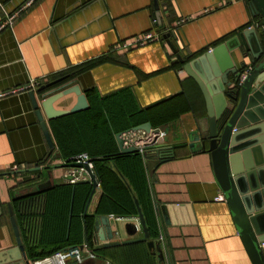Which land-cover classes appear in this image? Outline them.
Segmentation results:
<instances>
[{"label":"crops","instance_id":"0c3cea01","mask_svg":"<svg viewBox=\"0 0 264 264\" xmlns=\"http://www.w3.org/2000/svg\"><path fill=\"white\" fill-rule=\"evenodd\" d=\"M27 1L0 0V26ZM256 21L251 0H37L11 27L1 30L0 257L17 245L9 212L11 206L18 218L15 199L70 185L64 176L73 168L64 165L72 163L73 157L105 154L112 139L117 143L118 134L125 140L129 131L150 123L152 130L167 132L162 145L174 153L162 164L150 155L146 164L166 264H254L228 203L215 200L223 192L211 155L190 148L192 132L208 131L206 103L196 82L175 63L176 54L164 36L171 34L169 40L180 54L199 57L228 42L234 46L233 38ZM146 33L161 37L143 47L112 51L117 44ZM230 55L236 65L241 64L238 51ZM245 62L251 64L250 58ZM63 72L80 87L89 107L46 119L56 145L49 156L30 93ZM37 82L40 86L34 90L8 94ZM76 103L77 96L71 94L54 107L70 110ZM136 110L145 114L131 118ZM101 194L99 185L88 214L95 213ZM71 203L72 196L64 232L56 215L39 231L43 252L70 240ZM111 216L119 232L117 240L141 237L126 232V224L135 220L116 221ZM86 263L109 264L98 258Z\"/></svg>","mask_w":264,"mask_h":264},{"label":"water","instance_id":"95a60500","mask_svg":"<svg viewBox=\"0 0 264 264\" xmlns=\"http://www.w3.org/2000/svg\"><path fill=\"white\" fill-rule=\"evenodd\" d=\"M251 3L254 15L260 18L264 26V0H251ZM160 23L161 16H159ZM170 35L167 34L164 38L176 54L175 63L182 65L183 70L200 88L208 113L207 133H203L200 129L192 132L189 136L190 148L193 151L199 148L211 155L218 186L230 207L252 261L254 264H264V249L262 248L264 243V30L247 29L238 37L233 38L234 46L228 42L199 57L180 54V49H176L169 40ZM237 51L243 59L240 65H236V61L230 55ZM247 57L250 58L251 64H246ZM247 69L250 71L242 80ZM71 78L70 75L57 78L44 84L36 92L30 93L33 107L49 147V156L54 153L56 145L46 119L53 120L76 114L89 107L85 94L79 86L73 84ZM71 94L77 96V103L74 107L70 110H56L54 105ZM138 130L150 132L152 126L147 123L132 129V131ZM159 132L160 130H155L154 133L158 135ZM116 139L120 154L140 152L139 147H125L121 134H118ZM142 154L148 161L150 155L154 154L160 159L159 164L174 157L173 149L163 146L162 143L146 145ZM64 166L75 170H85L90 180L79 183L86 182L92 185V191L83 213L84 245L80 246L81 249L86 247L95 255L89 246L87 217H90L93 224L90 236L96 245V250L145 243L151 251L156 252L159 264H166L161 241L152 240L143 210L134 194L132 197L138 211L137 216L114 218L116 221L135 220L136 222L126 224V232L129 237H135L138 234L141 237L120 241L117 240L119 232L114 229L115 221L113 222L111 215H98L96 211L94 214H88L92 198L100 185L94 169H91L88 163H70ZM74 196L75 187L72 195L68 235L74 209ZM9 212L17 245L3 252L0 264H34L40 259H31L28 256L11 206H9ZM94 259L97 257L95 256ZM83 264L86 262L84 261Z\"/></svg>","mask_w":264,"mask_h":264},{"label":"trees","instance_id":"16d2710c","mask_svg":"<svg viewBox=\"0 0 264 264\" xmlns=\"http://www.w3.org/2000/svg\"><path fill=\"white\" fill-rule=\"evenodd\" d=\"M257 21H261L260 18L257 17ZM67 73H60L54 76L52 80L70 75ZM142 114L145 112L136 110L130 117L133 118ZM130 125H132L131 122ZM130 125L127 129H131ZM54 129L58 143V130L57 128ZM90 157H92L94 172L102 190L96 213L98 215H114L115 217H136L138 211L132 197L134 194L143 210L152 240L158 241L160 225L149 190L146 171L148 160L145 159L144 155L140 152L122 155L119 153L115 139H112L109 152L105 154L91 153ZM74 187V215L70 240L63 247L51 252H43L41 247L44 245L38 237L39 231L45 223H49L51 215H56L59 216L60 225L62 224L60 231L64 232ZM91 191L92 185L86 182L75 185L61 184L14 200L17 220H19L18 225L27 246V254L31 259H43L48 257L47 255H54L64 249L79 247L83 244V213ZM41 218L43 220L42 225ZM87 226L89 246L98 259L107 261L109 264H159L156 252L151 251L145 243L96 250L90 236L93 226L90 217H87ZM39 250L40 252H38Z\"/></svg>","mask_w":264,"mask_h":264},{"label":"built area","instance_id":"2783aa9c","mask_svg":"<svg viewBox=\"0 0 264 264\" xmlns=\"http://www.w3.org/2000/svg\"><path fill=\"white\" fill-rule=\"evenodd\" d=\"M37 0H28L23 6H21L16 12L8 15L6 18L5 22L0 26V31L7 28L11 27L16 19L18 18L19 14L23 13L24 11L28 10L34 2ZM188 20L183 21L182 23H186ZM157 23V20L155 19L154 21ZM255 28V29H262L264 30V26L261 21H256L254 24L249 26L248 29ZM161 37L160 34H152V33H146L143 36L137 37L135 40L132 42H124L117 44L113 50L118 51L121 49H128L133 46L136 47H143L146 44L153 42ZM250 69H247L245 73L243 74V79H245L246 75ZM40 86V83H34L31 86L28 87H19L16 88L15 90H12L8 94H17L23 91L27 90H34L35 88H38ZM159 134H155V130H151L150 132L144 131V130H138V131H129L127 134V138H125L124 143L129 146H136L141 148L140 152L143 153V148L146 145H154V144H159L162 143L163 140L166 138V133L165 131L161 129ZM72 163H88L91 169H93V161L90 158L88 154H79L75 157L72 158ZM64 179L66 180L67 183L69 184H77L81 181H88L90 180L89 174L85 170H75L72 169V171L68 172L65 176ZM217 202H225V196L223 194H219V196L215 199ZM262 248L264 249V243L262 244ZM94 259L95 255H93L91 252L87 250L86 247L84 249H81L80 247H70L67 249H64L62 251H59L55 253L51 257H47L44 259H40L34 262V264H68L69 259H75L77 262L82 263L86 256Z\"/></svg>","mask_w":264,"mask_h":264},{"label":"rangeland","instance_id":"374dc122","mask_svg":"<svg viewBox=\"0 0 264 264\" xmlns=\"http://www.w3.org/2000/svg\"><path fill=\"white\" fill-rule=\"evenodd\" d=\"M89 260H87V259H85L84 261L86 262V261H90V259L91 258H88ZM92 260V259H91ZM71 263H74V264H83L84 262H82V263H79V262H77L75 259H69L68 260V264H71ZM86 264H90V263H86Z\"/></svg>","mask_w":264,"mask_h":264}]
</instances>
